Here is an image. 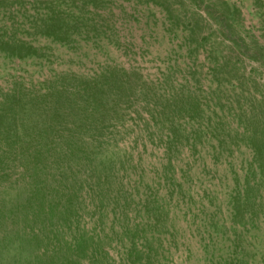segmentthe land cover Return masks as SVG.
<instances>
[{
    "label": "rangeland",
    "instance_id": "obj_1",
    "mask_svg": "<svg viewBox=\"0 0 264 264\" xmlns=\"http://www.w3.org/2000/svg\"><path fill=\"white\" fill-rule=\"evenodd\" d=\"M106 81L114 130L156 135L126 219L105 210L107 264H264V0H0L1 111Z\"/></svg>",
    "mask_w": 264,
    "mask_h": 264
},
{
    "label": "trees",
    "instance_id": "obj_2",
    "mask_svg": "<svg viewBox=\"0 0 264 264\" xmlns=\"http://www.w3.org/2000/svg\"><path fill=\"white\" fill-rule=\"evenodd\" d=\"M106 83L84 82L73 92L60 87L0 110V264L108 263L105 210L126 219L132 200L120 174L139 172L133 154L156 135L133 121L131 133L122 129L133 144L120 145L122 131L113 126L123 122L116 109L126 94ZM168 132L171 165L175 145ZM86 217L93 220L90 231ZM123 263L132 264L129 255Z\"/></svg>",
    "mask_w": 264,
    "mask_h": 264
}]
</instances>
